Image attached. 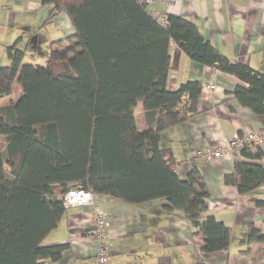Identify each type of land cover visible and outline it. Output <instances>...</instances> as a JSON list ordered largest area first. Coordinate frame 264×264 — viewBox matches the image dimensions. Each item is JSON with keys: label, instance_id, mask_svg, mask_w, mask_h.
Segmentation results:
<instances>
[{"label": "trees", "instance_id": "16d2710c", "mask_svg": "<svg viewBox=\"0 0 264 264\" xmlns=\"http://www.w3.org/2000/svg\"><path fill=\"white\" fill-rule=\"evenodd\" d=\"M45 2L53 4L48 20L53 11L65 12L74 35L64 46V40L54 43L44 63H27L16 41L6 50L9 63L0 66V100L13 94L14 82L20 85L17 99L0 107V264L61 259L66 244L42 242L58 226L66 211L63 196L75 182L129 205L163 199L162 209L181 211L193 235L203 239V255L227 251L231 229L204 216L208 191L198 165L180 178L173 159L161 154L163 132L198 113L201 91L197 81L174 90L166 86L170 44L196 64L246 82L235 95L259 114H264V75L229 62L192 21L167 15L162 27L135 0ZM146 31L157 35L148 37ZM250 147L239 155L260 159L261 148ZM224 183L249 193L264 184V167L239 160ZM262 240L251 226L247 244Z\"/></svg>", "mask_w": 264, "mask_h": 264}, {"label": "crops", "instance_id": "0c3cea01", "mask_svg": "<svg viewBox=\"0 0 264 264\" xmlns=\"http://www.w3.org/2000/svg\"><path fill=\"white\" fill-rule=\"evenodd\" d=\"M153 6L166 15L192 21L200 35L229 62L243 64L264 75V0H155ZM52 10L53 4L45 0H0V66L9 63L6 50L16 41L25 52V60L44 63L51 47H56L54 43L74 35L65 12L53 11L48 20ZM145 33L148 37L157 35L152 31ZM65 44L62 41L61 45ZM169 50L168 89L197 81L201 91L198 113L163 132L161 154L164 159H173L180 178L198 165L208 191L204 216L211 214L231 229L230 245L227 251L203 255V239L193 235L194 230L181 211L165 212L163 199L129 205L96 195L108 217L104 236L109 255L105 264H197V260L203 264H262L264 184L239 194L234 186L224 183V175L233 171L239 160L264 167V144L260 146L263 155L256 160L227 151L204 163L195 161L192 155L217 144L225 145L234 136L255 133L264 137V114L256 113L237 99L235 89L246 88V82L216 67L196 64L174 43ZM206 84H213L214 89L206 90ZM13 99H1L0 107ZM137 124L144 128L142 106L137 108ZM253 149L251 146L250 150ZM91 218L90 207L65 211L58 226L42 242L67 245L61 259L50 264H91L98 250V242L88 235ZM251 226L263 236L261 242L247 244ZM234 246L237 249H232Z\"/></svg>", "mask_w": 264, "mask_h": 264}, {"label": "built area", "instance_id": "2783aa9c", "mask_svg": "<svg viewBox=\"0 0 264 264\" xmlns=\"http://www.w3.org/2000/svg\"><path fill=\"white\" fill-rule=\"evenodd\" d=\"M143 4L147 11L151 14L154 20L162 27L168 24L167 15L156 8L153 4L155 0H135ZM172 1V0H168ZM206 90H213V84H206ZM264 144V137L258 136L255 133L246 134L243 137L234 136L229 139L225 145L217 144L213 148H208L206 151L193 152L192 158H199L202 162L208 163L215 158H219L230 151L234 155H239L240 150L246 146H262ZM96 194L91 190L84 189L81 184L75 182L68 184L67 191L63 196L62 204L66 210L75 207H90L92 210V218L88 235L92 238L96 237L98 240V250L96 256L91 260V264H105L107 256L109 255V248L103 244L106 243L104 238V231L108 225V217L102 207L96 201ZM91 230V233H90ZM108 245V244H107Z\"/></svg>", "mask_w": 264, "mask_h": 264}, {"label": "rangeland", "instance_id": "374dc122", "mask_svg": "<svg viewBox=\"0 0 264 264\" xmlns=\"http://www.w3.org/2000/svg\"><path fill=\"white\" fill-rule=\"evenodd\" d=\"M25 61L27 63L29 62L28 60H25ZM29 63H32V61H30ZM36 63H39V62H36ZM19 93H20V85L17 82H14V85H13V94L11 96H9V97H13V98H16L17 99ZM75 208H77V207H75ZM89 229H88V231H89ZM90 233H91V230H90ZM104 238H106V237L104 236ZM92 239L96 240V239H99V238H96V237H93L92 236ZM96 241L98 242V240H96ZM106 242H107V238H106ZM98 244H99V242H98ZM103 244H105L108 247V245H107L108 242H107V244L106 243H103ZM232 249H237V246H234Z\"/></svg>", "mask_w": 264, "mask_h": 264}, {"label": "bare ground", "instance_id": "6f19581e", "mask_svg": "<svg viewBox=\"0 0 264 264\" xmlns=\"http://www.w3.org/2000/svg\"><path fill=\"white\" fill-rule=\"evenodd\" d=\"M213 147H215V146H211L210 148H213Z\"/></svg>", "mask_w": 264, "mask_h": 264}]
</instances>
